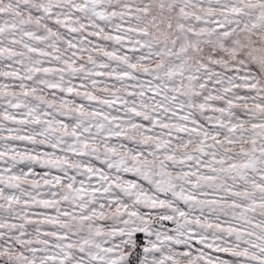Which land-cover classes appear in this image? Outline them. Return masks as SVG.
Instances as JSON below:
<instances>
[{"label":"snow or ice","instance_id":"snow-or-ice-1","mask_svg":"<svg viewBox=\"0 0 264 264\" xmlns=\"http://www.w3.org/2000/svg\"><path fill=\"white\" fill-rule=\"evenodd\" d=\"M0 264H264V0H0Z\"/></svg>","mask_w":264,"mask_h":264}]
</instances>
